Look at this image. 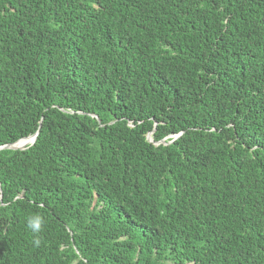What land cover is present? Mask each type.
<instances>
[{"label":"trees","instance_id":"16d2710c","mask_svg":"<svg viewBox=\"0 0 264 264\" xmlns=\"http://www.w3.org/2000/svg\"><path fill=\"white\" fill-rule=\"evenodd\" d=\"M36 133L0 264H264V0H0V147Z\"/></svg>","mask_w":264,"mask_h":264},{"label":"water","instance_id":"95a60500","mask_svg":"<svg viewBox=\"0 0 264 264\" xmlns=\"http://www.w3.org/2000/svg\"><path fill=\"white\" fill-rule=\"evenodd\" d=\"M36 137H37V133L32 135V136H30V137L23 138V139H26L27 142L31 141L32 143H34V141L36 140ZM23 139H20L19 141L15 142L13 144H7V145H4V146H1L0 149H4V148H14V149L23 148L24 145L23 146L22 145H18V143L20 141H22Z\"/></svg>","mask_w":264,"mask_h":264},{"label":"bare ground","instance_id":"6f19581e","mask_svg":"<svg viewBox=\"0 0 264 264\" xmlns=\"http://www.w3.org/2000/svg\"><path fill=\"white\" fill-rule=\"evenodd\" d=\"M27 143V140L26 139H23L22 141H20L19 143H18V145H24V144H26Z\"/></svg>","mask_w":264,"mask_h":264},{"label":"clouds","instance_id":"9594fccd","mask_svg":"<svg viewBox=\"0 0 264 264\" xmlns=\"http://www.w3.org/2000/svg\"><path fill=\"white\" fill-rule=\"evenodd\" d=\"M150 139H151V138H150ZM28 143H32V142H31V141H28L26 144H28ZM26 144H25V145H26ZM25 145H24V146H25ZM24 146H23V147H24ZM29 223H30V226L35 227V225H32V222H31V221H30Z\"/></svg>","mask_w":264,"mask_h":264},{"label":"rangeland","instance_id":"374dc122","mask_svg":"<svg viewBox=\"0 0 264 264\" xmlns=\"http://www.w3.org/2000/svg\"><path fill=\"white\" fill-rule=\"evenodd\" d=\"M25 145V144H24Z\"/></svg>","mask_w":264,"mask_h":264}]
</instances>
